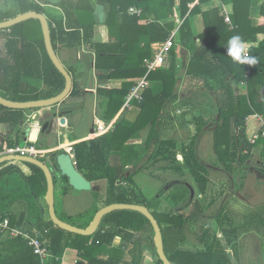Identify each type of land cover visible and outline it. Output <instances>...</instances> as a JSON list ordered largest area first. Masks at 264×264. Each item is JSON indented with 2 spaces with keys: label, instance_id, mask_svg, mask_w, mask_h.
<instances>
[{
  "label": "trees",
  "instance_id": "16d2710c",
  "mask_svg": "<svg viewBox=\"0 0 264 264\" xmlns=\"http://www.w3.org/2000/svg\"><path fill=\"white\" fill-rule=\"evenodd\" d=\"M99 1L111 6L107 20L110 29L112 30L114 23L115 27L120 25L124 32H128V38L121 40L115 37L110 43L96 42L93 38L95 22L90 0H63L56 4L63 16L52 15L51 19H48L51 42L55 51L63 47L82 46L84 50L94 54L95 69L108 71V77L116 74L140 77L145 72L143 59L151 57L152 54L150 45L164 42L171 33L167 25L159 22L163 15L162 10L167 15L168 10L171 11L178 5L180 18L185 17L179 29L178 42L191 51L190 64L196 62L202 64V70L193 75L204 88L197 91V94L212 100L214 107L209 117L201 114L185 122L195 127V133L190 135L188 142L181 139L179 143L175 137L164 139L161 137L163 131L161 127L165 121L162 108L171 104L177 95L169 94L164 89L153 93L147 86L142 92V100L132 103L143 111L146 107L151 110L144 117V121L137 122L134 130H131L137 137L145 131L140 129L148 126L147 138L143 144H126L125 141L129 136L116 142L117 139L113 138L114 134L111 133L119 135L118 130L75 143L77 169L90 181L100 179L107 181L105 199L107 204L134 203L147 206V199L138 194V186L133 176L147 168L148 163L153 160L168 162V165L163 164L161 167L174 170L176 173H188L191 185H196L199 192L204 194L207 191L209 177L207 169L199 162L195 144L198 135L207 126L215 127L211 134V144L219 165L226 168L229 173L231 167L245 165L256 147H261L260 156L264 160V137L258 138L254 143H250L246 138L247 118L260 114L264 119V38L259 46L247 50V55L256 59L254 65L234 62L227 54V45L231 37L239 36L242 41H254L257 32L264 33V24L261 22L253 29L249 40L244 36L246 33L242 32L248 25L249 8L258 0H229L233 3L231 20L233 25H237L233 30H229L217 9L205 12L203 16L206 30L199 36L205 45L202 50H198L196 46L190 21L186 15L189 10V14L199 12V4L206 0H198L199 4L191 9L189 3L195 0ZM4 2H11L12 5L9 11L0 10V21L30 10L43 13L42 8L30 0H4ZM132 5L141 8V14L128 13L127 10ZM147 12L154 18L147 24H139L144 18V13ZM260 15L264 23V0L260 6ZM29 20L39 22L37 19H28L0 29V39L11 59L8 61L0 58V95L11 101L49 98L60 93L65 86L64 76L47 54L41 27L38 33L35 32L37 34L33 35L35 27L30 22L26 23ZM131 35L134 36L133 39L129 38ZM135 43H138L134 46L138 51L135 59L132 60L129 48ZM174 69L172 65L166 73L168 74L170 70L174 73ZM247 69L249 73H246ZM152 73L153 71L149 74L148 80L153 78ZM232 81L244 83L245 92L236 94ZM132 85L133 82L128 81L119 89L97 90L98 96L103 98V101L109 99L105 120H111L120 110ZM77 93L79 90L76 83H73L70 94ZM101 103L99 102V105ZM194 104L197 106L195 102ZM37 109L40 108H10L0 104V123L19 125L27 119V112ZM115 124L117 128L126 131L121 120ZM113 156H115L114 162L111 159ZM144 157H146V165L137 167V163ZM2 165L0 164V167ZM28 165L33 174H38L45 180L44 173L38 166L30 163ZM14 169L13 166L0 169V221L7 219L11 227L24 229L43 241L51 254L47 264H60L65 249L74 248L77 240H90V244L94 246V253L91 254L87 251L93 250H84L80 243H77L80 246L77 248L78 252L86 259V264H142L143 246L155 253L156 259L153 264H162L156 254L153 234L149 235V228L153 231L152 226L141 213L133 210L112 211L104 216L103 222L109 225L107 228L101 225L89 236L68 232L46 218L45 211L38 201L39 196L32 191V187L29 188L27 181L26 183L23 180L15 181ZM177 189L179 192L174 200L182 198L188 192L185 186H177ZM220 197L219 193L216 197H212L210 203L213 204ZM17 202L25 203L24 210L19 214L12 210V205ZM153 214L161 226L164 251L173 264H234L226 249L230 246L232 250H236L232 245L237 244V234L242 231V226L237 225L231 214L222 206L219 207L214 222L223 230L224 240L217 237L214 226L209 223L207 228H203L202 232L196 235L198 245L194 247L195 249L183 245L184 242H188L186 232L188 228H192L191 220L189 222L183 216H175L166 221L165 216ZM135 233L141 236L136 238ZM142 233L146 236L142 237ZM117 236L121 237L123 248L114 244ZM0 264H41V262L25 238L13 236L9 230H0Z\"/></svg>",
  "mask_w": 264,
  "mask_h": 264
},
{
  "label": "crops",
  "instance_id": "0c3cea01",
  "mask_svg": "<svg viewBox=\"0 0 264 264\" xmlns=\"http://www.w3.org/2000/svg\"><path fill=\"white\" fill-rule=\"evenodd\" d=\"M161 1L163 2V0ZM90 3L94 7L95 1L90 0ZM261 3L262 0H258L249 8L247 17L248 25L245 27V31H242L246 33L244 36L248 38V40L252 36L254 31L253 29L257 27L260 22L264 24L262 22L263 17L260 15ZM197 4H199L198 0L190 2L189 8L191 9ZM104 5L108 20L109 13L111 12V6H109L107 3H104ZM41 7L43 9L46 6L41 5ZM131 7L138 8L133 5ZM199 7L200 11L196 14H189V10L186 15L189 18L191 31L193 33V37L196 40V46L198 47V50H202L205 47L204 42L199 38V36H201L206 30L205 19L203 16L205 12L217 9L221 16L228 14L231 25H228L227 23L226 24L228 25L229 30L237 28V25H233L231 20V16L233 14V3L231 1L206 0L205 2L200 3ZM49 8L50 16L47 19H51L52 15H60L59 17L63 16L61 9L56 4L53 6L50 5ZM129 8L127 12L131 13L129 12ZM178 9L179 6L176 5L171 11L168 10L167 15L166 12L162 10L163 15L161 19H159V22L161 24L167 25L171 31V34H174V45L171 47V49H169L167 56L163 59L162 65L151 74L153 78L149 79L147 87L153 93H157L164 89L169 94L172 93L177 95L171 104H168L167 107L162 108V113H165L163 117L165 121H163L161 127V131L163 130L162 135L164 130H195L193 124L187 125L185 122L192 119V117L200 111L204 117H209L214 111L212 100H208L204 96L200 97V94H197V91L204 90V88L200 86V83L196 79L197 77L193 75L194 73H199L202 70V64L198 62L190 64V56L192 54L191 51L185 49L183 46H181V44H179V42L176 41V38L179 35L181 24L185 19V17H183V19L180 18ZM144 14V18L139 22V24H147V22L154 18V16H152V14L149 12ZM114 25L115 23L113 24L111 30L107 24V21L104 24L95 23L93 29L94 40L101 43H110L115 40V37H118L121 40H123L125 37L128 38V32H124V29L120 27V25L118 27H115ZM133 37L134 36L131 35L129 38L133 39ZM254 37V41H242L246 51L250 47L259 46L264 38V33L257 32ZM157 43L161 42H156L153 44ZM137 44L138 43L130 45L129 48L132 60L135 59V55L137 54L136 51H138L134 48V46ZM150 46L152 53V44ZM178 51H180V55H177ZM56 54L64 67L69 71L72 77V85L73 83H76L79 93L76 95H71L69 93V95L64 100L53 106L42 107L40 109L27 112V119L20 122L19 125L0 123V156L8 155L4 154V152L11 146L21 145L23 142L32 145L35 144L30 143L31 135H33L36 140L41 139L43 142L48 144L46 147L38 148L40 150L49 151L45 156L39 158V160L43 161L44 163L48 164L47 161L51 160L55 153L60 152V148L62 146L71 147L75 160L74 144L96 137L93 136V131L94 125L97 121L114 122L113 127L107 132H113L114 130L121 132L122 130L120 127L117 128L115 124V122L120 120L125 125L124 130H134L137 122L140 121L141 123V121H144V117H146V115L151 111L149 107H146L143 111V109L141 110V108L136 104H131L129 107H123V103L120 110L113 116V118H111V120H105L104 116L107 110L109 99H105L103 101V98L98 96L97 90L99 88H104L107 90L119 89L124 82L131 81L134 83V81L138 79L139 76L126 77V74H116L108 77V71L95 69L94 54L87 52L82 46L73 48H59L57 49ZM0 58L8 61L11 60L4 47H0ZM131 59L129 61H131ZM172 65L175 67L174 73L170 70V72L167 74V70H169ZM232 87L234 88L236 94H243L246 90L245 84L241 82L232 81ZM197 98H203V100ZM99 102H102L101 105H99ZM194 102H199L202 104L197 105L199 106L198 108L197 106H194ZM62 118L64 122H61ZM48 119H54L52 129L50 132H47L46 130L42 131V124ZM246 123L247 133V130L251 127L255 130L254 126L257 125L258 122L254 115L248 117ZM130 125L132 126L130 127ZM186 125L188 128H185L187 127ZM26 128H30L28 135L26 134ZM147 128L148 126H145L140 129L145 130L142 131L140 136L132 138L128 137L125 143L136 145L143 144L147 138ZM210 129L213 130L215 127ZM111 134L115 135V133ZM161 137L165 139V137ZM199 142L201 143V141ZM260 150L261 147H256L253 149L251 158H249L243 166L244 169L246 170L247 168V172H249L245 178L248 179V182H244L243 185L247 187H243L241 190L237 189L231 197L229 196L228 200V213L231 214L237 225L242 226V231L238 232L239 237L237 244L232 245L236 247V250H232V247L230 246H228L226 249L227 252L230 253L234 264H264V251L262 250L263 244L260 242L264 240V224L258 223L257 227H255L251 223L247 222L248 218L244 217L247 215V213H251V211L252 213H256L258 216H262L261 219L264 217V200L262 199L264 198L262 196L263 193L257 184L250 182V180L253 179V175L256 174V170H264V160L261 159ZM114 158L115 156L111 158L112 162H114ZM143 159H145V157L141 159L140 162L142 163H137V166L140 167L146 165V159L145 161H143ZM0 164H3L0 169L8 166H13L15 168L13 171L16 175L15 181L21 182V180H23L24 182L27 181V183H29V188L32 187V191H34L35 194L39 196L38 201L45 211L46 218L49 219L48 207L46 204V179L44 180L38 174H33L31 167L28 165L29 163L26 162H21L19 160H7L1 162ZM145 169L146 168L140 170V172H144ZM90 182L91 189L75 190L68 185L63 189L61 183L59 181H55L54 207L57 216L61 220L73 226L85 228L91 223L96 212L108 205L105 202L107 181L100 179L92 180ZM24 208L25 203L23 202H17L12 205V210L16 214H19L24 210ZM103 221L104 216L100 220L97 229L101 225L104 228L109 227V225ZM215 230H217V233L219 234L220 228L217 227ZM79 241L77 240L75 242L74 248L67 247L65 249L61 256L60 264H77L78 261H82L84 264L87 263L86 259H84V257L82 258V255H80L77 248L81 246L84 250H93L92 252L87 251L92 254L94 253V246L90 244V240ZM121 242V237L119 236L114 239V244L123 248ZM77 243H80V246ZM146 252H151V249L143 246L141 252L142 255L144 256Z\"/></svg>",
  "mask_w": 264,
  "mask_h": 264
},
{
  "label": "water",
  "instance_id": "95a60500",
  "mask_svg": "<svg viewBox=\"0 0 264 264\" xmlns=\"http://www.w3.org/2000/svg\"><path fill=\"white\" fill-rule=\"evenodd\" d=\"M50 4H58L62 0H47ZM93 7V17L96 24H104L107 21V13L104 9V2L99 0H94ZM28 19H37L40 22L41 31L44 39L45 48L47 54L54 64V66L60 71V73L65 78V86L63 90L55 96L38 99V100H30V101H11L0 95V104L10 108H21V109H29V108H42V107H50L53 106L62 100H64L70 93L72 88V77L68 70L64 67L59 57L56 54V51L53 48L51 37H50V29L49 22L47 17L42 12H37L34 10H30L24 13H18L16 16L0 21V29L8 28L17 23L23 22ZM54 119H48L42 124V131L46 130L50 132L53 126ZM61 122H64L63 118ZM209 127V126H207ZM26 134L28 135L30 128H26ZM27 137V136H26ZM7 160H19L21 162L30 163L38 166L44 173L46 179V204L48 207V216L49 219L58 227L83 236H89L97 230L100 220L106 214L117 211V210H133L144 215L150 222L153 231H154V245L156 249V254L158 258L161 260L162 264H173L167 257L164 246H163V236L161 227L154 217L149 208L143 204H134V203H112L104 206L100 210L96 212L91 223L85 228H79L73 226L63 220H61L55 211L54 207V185H55V177L58 178V181L63 186V189L66 186H70L75 190H89L91 189V182L77 169V167L73 164L72 157L66 152L61 150L60 152L53 155L51 161V165L44 163L43 161L37 158H31L27 156H20L16 154H9L0 156V163ZM39 236V235H38ZM77 264H84L82 261H78Z\"/></svg>",
  "mask_w": 264,
  "mask_h": 264
},
{
  "label": "rangeland",
  "instance_id": "374dc122",
  "mask_svg": "<svg viewBox=\"0 0 264 264\" xmlns=\"http://www.w3.org/2000/svg\"><path fill=\"white\" fill-rule=\"evenodd\" d=\"M40 2L45 4L46 7H44L41 10L44 12L45 16L47 18H49V16H50V13H49V9L50 8H49V6L50 5L53 6V4H50L46 0H40ZM11 5H12L11 2H4V0H0V10L9 11L8 9L10 8ZM224 17H225V15L223 16V19H224ZM27 22H30L31 25L33 24V26L35 27V30L33 31V35L37 34L38 33V29H40V27H41L40 26V22L30 21V20L26 21V23ZM35 32H37V33H35ZM178 40H179V35L176 38L177 42H178ZM0 47H4L3 46V41L1 39H0ZM175 47H174V49H175ZM179 52L180 51L177 52V55L179 54ZM199 96L203 97L202 95H199ZM197 99L203 100V98H197ZM196 105H199V102H197ZM197 107L199 108V106H197ZM201 114L202 113L200 111L199 113H197L194 116L201 115ZM255 126H254L255 130H257L258 124L255 125ZM185 128H188V126L185 127ZM205 130H211V129H210V127L209 128L206 127ZM253 131H254V129L252 127L249 128L247 130V133H246L247 136H250L253 133ZM194 132H195V130H190V132H189V130H164L162 136L165 137V138L175 137V139L179 140V143H180L181 139H184L186 142H188L190 135L194 134ZM202 135L203 136L201 138V143L199 144V146H198V137H197L195 148H196V151L198 153V156L208 160L212 156H215V152H213L214 150H211V133L210 132H206V134L203 133ZM127 136H129L131 138L132 137H136L134 132H132L131 130H126L125 132L124 131L119 132V135H118V133H116L113 138L117 139L116 142H118V141L120 142L123 137H127ZM30 143H35L33 145L36 148H42V147L48 146V144L46 142H43L41 139L36 140L33 137V135H31ZM24 144H25V142H23L21 145H24ZM151 148H152V145L150 146L149 151H151ZM178 158H180V157H178ZM145 159H146V157H145ZM145 159H143V161H145ZM212 159H214V158L212 157ZM47 162H48V165H51V161L50 160H48ZM215 162L213 161L214 164L217 163V162L216 163ZM140 163H142V162H140ZM163 164H167L168 165V162L167 163L163 162V161L156 162V161L153 160V161L148 163V166L144 170V172L136 173L133 176V180L136 183V185L138 186V189H137L138 194H141L143 196V198H145V199H147L149 201L150 200L152 201L153 198L155 199L156 197H158L159 196V192H160V190L162 188V182L159 181V180H156V179L154 180V178L152 177V175H150V173L152 172V174H153V173H156L157 171H159L157 169V167L161 166ZM219 166H221V165H219ZM243 166L244 165L231 167V170H229L231 175H232L231 180L225 179V176L221 177L222 179H224V184L221 182L222 180H220V181L218 180L219 179V173H216L215 176H213V177L217 176L218 179L216 180V178L212 177V180L209 181L210 183H209L208 193H207L208 195L206 196V199H209V197L212 196V194L214 192L216 193L220 189H222L221 193L223 192V190L228 191V195L227 196L229 198V196L231 197L234 194V192H236L237 189L241 190V189H243V187H247V186H243V185H244V182H248V179H245V178L247 177L249 172H247L248 169L246 168V170H245ZM149 167H150V169H149ZM255 173L256 174L253 175V179L250 180V182L258 185V187L260 188L261 192L263 193L262 196L264 197V170L263 169L256 170ZM185 175H186V179H188L190 181L191 178H190L189 174L187 173ZM55 181L58 182V178L57 177H55ZM231 181H232V183H231ZM56 184H58V183H56ZM170 185H172L173 187L175 186L174 183L173 184L171 183ZM248 185H249V183H248ZM233 188H235V189H233ZM168 189H170V188H168ZM161 199H162L161 203L163 204V206H165L166 204L163 201L164 198L161 197ZM262 199L264 200V198H262ZM203 203L206 205L207 201H203ZM161 205H160V207H161ZM213 207H215V206H213ZM191 208H193V207H191ZM209 213L210 212L208 211L207 215ZM244 217L248 218L247 222H250L255 227H257L258 223L264 224V217L261 219L262 216H258L256 213H252V211H251V213H247V215H245ZM162 218H163V216H162ZM200 219H199L200 222L203 221V220H200ZM206 219H208V217ZM198 222H196V223L194 222V225L192 226L191 230H189L190 228L187 229V227H186V229H187L186 233H187L188 242L187 241L184 242L183 245H185L186 247H188L190 249H195L196 248L195 246L198 245V241L196 239V235L198 234V232H197V230H198ZM212 223L214 225V228L217 229L216 224H214L215 222L212 221ZM162 227H164V226H162ZM149 230H150V235H152L153 231H151V228H149ZM140 236H141L140 234H138V233L136 234V238H139ZM145 236L146 235L142 233V237H145ZM260 242L264 246V240H262ZM263 246H262V250L264 251V247ZM151 253H152V255H151ZM155 259H156L155 253L153 252V250H151V252H149V253L146 252L145 255L143 256V263L142 264H153Z\"/></svg>",
  "mask_w": 264,
  "mask_h": 264
},
{
  "label": "flooded vegetation",
  "instance_id": "af4514ba",
  "mask_svg": "<svg viewBox=\"0 0 264 264\" xmlns=\"http://www.w3.org/2000/svg\"><path fill=\"white\" fill-rule=\"evenodd\" d=\"M30 1H32L35 5L39 7H41V5H45L44 3H41L40 0H30ZM206 132H210L212 134V130H203L198 136V146L200 144L199 141H201V138L203 136L202 134L203 133L206 134ZM211 150H213L212 144H211ZM212 157L215 160L212 159ZM212 157L206 160L199 156V162L201 163L202 166H204L207 169L209 181L212 180V177L215 176L216 173H219V179L217 176L213 178H216V180L218 179L219 181L222 180L221 182L223 184H224V179L221 178L222 176H225V179L231 180L232 176L228 172V170L218 165L219 162L216 160V155ZM213 161L214 162L216 161L217 163L216 162L215 163L217 165L214 164ZM157 169L159 171L153 174L151 172L150 175H152L154 180L156 179L162 182V188L159 192L158 197H156L155 199L153 198L152 201L147 200V207L152 212V214L153 213L161 214L165 216L166 221H168L170 218H173L175 216H178V217L183 216L185 220L187 219L189 222L191 220L192 226L194 225V222L195 223L198 222L199 219L201 218L200 220H203V221L198 222V230H197L198 233H201L203 228L208 227L209 223H211L212 226H214L212 221H215V217L217 216L219 207L222 206L225 209V211H227L228 200H229L227 196L228 191L223 190V192L221 193L222 189H220L218 192L216 193L214 192L212 196L209 197V199H206V196L208 195L207 193H208V187H209L210 182L208 183L207 191L204 194H202L201 192H199L198 188L195 187L196 185H191L189 180L186 179L185 173L183 172L176 173L174 172V170H170L168 168H164L161 166H158ZM171 183L172 184L174 183L175 186L173 187L172 185H170ZM177 186L187 187L188 192L185 193V195L182 198L174 200L173 198L176 195H178V192H179V190L177 189ZM219 193L221 194V197H220L221 199L220 198H219L220 200L216 199L215 202L211 204L210 200L212 199V197H214V195L216 197ZM161 197L164 198L163 201L166 204L165 206H163V204L161 203L162 202ZM203 201H207L206 205L203 203ZM213 206H215L216 208ZM208 211L210 213L207 215ZM207 217L208 219H206ZM215 232H216L217 237L220 238V240H224L223 230L220 229L219 234L217 233V230H215ZM238 237H239V234H237L236 241H238ZM153 241H154V231H153Z\"/></svg>",
  "mask_w": 264,
  "mask_h": 264
},
{
  "label": "built area",
  "instance_id": "2783aa9c",
  "mask_svg": "<svg viewBox=\"0 0 264 264\" xmlns=\"http://www.w3.org/2000/svg\"><path fill=\"white\" fill-rule=\"evenodd\" d=\"M129 12L140 14L141 9L131 7L129 8ZM224 22L228 25H231L230 17L228 14H225ZM174 45V34L169 35V37L161 43L153 44L152 43V55L151 57L144 58L143 63L145 65V72L142 76L136 79L130 88L129 92L125 96V102L123 107H129L134 101L140 102L142 100V92L148 86V77L149 74L160 67L163 63V59L167 56L169 49ZM247 53V51H246ZM246 73H249V70H246ZM257 120V130H254L250 136L246 138L250 143H254L258 138L264 137V119L262 115H255ZM114 125V122H104L97 121L94 125L93 136H99L109 129H111ZM63 151H66L73 159V164L76 166L77 162L74 160V153L72 152L71 147L62 146L60 148ZM49 151L40 150L36 148L34 145L25 143L24 145H14L6 149L4 154H16L20 156H27L31 158H42ZM51 153V152H50ZM0 230H9V233L13 236H22L28 241V244L34 249V252L39 256L41 264H47V260L51 257V254L48 250L47 245L41 241L37 236L30 234L29 232L17 228L11 227L7 219L0 221Z\"/></svg>",
  "mask_w": 264,
  "mask_h": 264
},
{
  "label": "clouds",
  "instance_id": "9594fccd",
  "mask_svg": "<svg viewBox=\"0 0 264 264\" xmlns=\"http://www.w3.org/2000/svg\"><path fill=\"white\" fill-rule=\"evenodd\" d=\"M227 54L234 62L239 64L254 65L256 63L254 57L247 55L245 46L239 36L230 38L227 45Z\"/></svg>",
  "mask_w": 264,
  "mask_h": 264
}]
</instances>
